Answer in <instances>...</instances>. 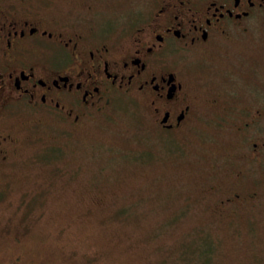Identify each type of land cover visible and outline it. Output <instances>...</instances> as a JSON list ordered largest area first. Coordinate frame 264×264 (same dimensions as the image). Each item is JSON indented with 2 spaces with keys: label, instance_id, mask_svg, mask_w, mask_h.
<instances>
[{
  "label": "rangeland",
  "instance_id": "obj_1",
  "mask_svg": "<svg viewBox=\"0 0 264 264\" xmlns=\"http://www.w3.org/2000/svg\"><path fill=\"white\" fill-rule=\"evenodd\" d=\"M145 2L98 0L93 20L124 26ZM203 112L171 142L131 100L78 130L14 118L20 152L0 186V264H264V165L239 184L256 190L254 209L213 213L209 188L236 184L238 140L234 119L218 126Z\"/></svg>",
  "mask_w": 264,
  "mask_h": 264
},
{
  "label": "flooded vegetation",
  "instance_id": "obj_2",
  "mask_svg": "<svg viewBox=\"0 0 264 264\" xmlns=\"http://www.w3.org/2000/svg\"><path fill=\"white\" fill-rule=\"evenodd\" d=\"M97 1L0 0V186L20 152L14 118L78 130L131 100L169 142L191 134L205 109L218 126L234 119L236 184L209 188L211 210L254 209L256 190L239 184L264 165V58H255L259 47L264 56V0H146L115 29L93 20Z\"/></svg>",
  "mask_w": 264,
  "mask_h": 264
},
{
  "label": "trees",
  "instance_id": "obj_3",
  "mask_svg": "<svg viewBox=\"0 0 264 264\" xmlns=\"http://www.w3.org/2000/svg\"><path fill=\"white\" fill-rule=\"evenodd\" d=\"M173 141V138L171 139ZM214 230V229H213Z\"/></svg>",
  "mask_w": 264,
  "mask_h": 264
}]
</instances>
